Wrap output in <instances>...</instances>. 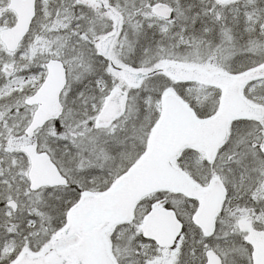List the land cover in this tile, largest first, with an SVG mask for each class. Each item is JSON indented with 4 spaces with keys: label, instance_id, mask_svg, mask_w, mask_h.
I'll list each match as a JSON object with an SVG mask.
<instances>
[{
    "label": "snow or ice",
    "instance_id": "obj_1",
    "mask_svg": "<svg viewBox=\"0 0 264 264\" xmlns=\"http://www.w3.org/2000/svg\"><path fill=\"white\" fill-rule=\"evenodd\" d=\"M0 264H264V0H0Z\"/></svg>",
    "mask_w": 264,
    "mask_h": 264
}]
</instances>
